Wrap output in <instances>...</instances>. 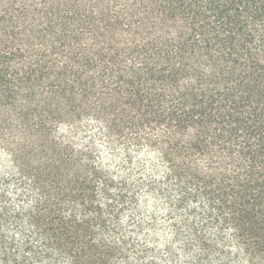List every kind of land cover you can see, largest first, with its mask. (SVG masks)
Returning <instances> with one entry per match:
<instances>
[{
    "label": "trees",
    "instance_id": "1",
    "mask_svg": "<svg viewBox=\"0 0 264 264\" xmlns=\"http://www.w3.org/2000/svg\"><path fill=\"white\" fill-rule=\"evenodd\" d=\"M0 264H264V0H0Z\"/></svg>",
    "mask_w": 264,
    "mask_h": 264
}]
</instances>
